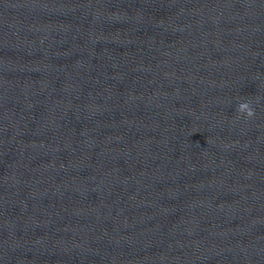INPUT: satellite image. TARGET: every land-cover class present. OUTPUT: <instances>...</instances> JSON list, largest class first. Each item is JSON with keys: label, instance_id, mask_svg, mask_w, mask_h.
Segmentation results:
<instances>
[{"label": "clouds", "instance_id": "9594fccd", "mask_svg": "<svg viewBox=\"0 0 264 264\" xmlns=\"http://www.w3.org/2000/svg\"><path fill=\"white\" fill-rule=\"evenodd\" d=\"M238 112L242 113L244 116L251 118L254 115V110L251 108L249 103L243 102L238 105Z\"/></svg>", "mask_w": 264, "mask_h": 264}]
</instances>
